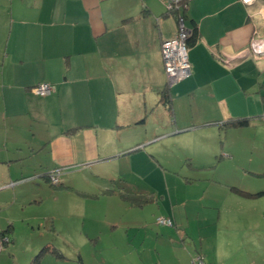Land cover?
I'll return each mask as SVG.
<instances>
[{
  "label": "crops",
  "instance_id": "0c3cea01",
  "mask_svg": "<svg viewBox=\"0 0 264 264\" xmlns=\"http://www.w3.org/2000/svg\"><path fill=\"white\" fill-rule=\"evenodd\" d=\"M186 2L180 14L190 33L191 75L169 86L160 47L177 35L178 23L165 0H0V230L14 226L24 200L41 202L27 178L47 183L54 168L63 171L58 193H79L73 174H80L90 187H78V202L115 212L86 218L85 207L81 225L88 229L79 242L40 241L21 261L13 236L0 264H30L45 246L62 258L46 253L39 264H191L195 246L180 244L179 230L226 225L231 195L247 200L244 207L261 198L245 193L264 186L241 189L222 175L215 179L207 161L218 154L234 160L221 136L233 128L224 123L264 119V57L247 53L253 42L264 47V0ZM40 83L54 92L32 93ZM184 141L194 145V155L185 156L195 174L183 180L171 156L178 158ZM184 183L192 189L181 197ZM122 194L147 201L131 205ZM243 213L233 217L245 220ZM157 217L174 227L153 228Z\"/></svg>",
  "mask_w": 264,
  "mask_h": 264
},
{
  "label": "rangeland",
  "instance_id": "374dc122",
  "mask_svg": "<svg viewBox=\"0 0 264 264\" xmlns=\"http://www.w3.org/2000/svg\"><path fill=\"white\" fill-rule=\"evenodd\" d=\"M181 5L184 6L185 4L181 3ZM252 120H250L252 121L251 125L247 127L235 128L227 131V137L224 136V131L221 132V136L227 139V150L234 155L233 161H221L220 154H218L219 156L216 158L213 157V160H208L207 162L213 163L210 171V175H212L213 178L218 179L222 175L224 179L230 182V185L235 183V185H237L236 187L240 186L241 189L243 187L245 189L259 191L258 187L264 186V119L259 120L255 118ZM131 133L134 134V131L129 130V134ZM219 143L220 142H218V145L221 148L222 144ZM184 144L185 146H183ZM179 146H183V148L175 152V154H178L176 156H178L177 159L180 158V160H175L174 157L171 156V162L174 166H177L179 163L181 167L180 175L184 180L187 175L195 174V171L193 172L191 169H188L190 163H192L190 157L185 156L186 154L193 156L195 149L194 145L186 141L181 142ZM62 172L61 170L60 174H62ZM73 175H75V186L79 193L71 192L69 195H65L64 192L58 193V190L52 187L51 182L46 183L45 180L37 176L27 178V180L31 181L32 184L37 187V199L41 202L30 204L29 199L24 200L27 201V204L23 203L25 204L24 208H20V211L17 213L18 216H20L15 218L16 222L13 232L15 243L13 244V249L17 253L20 261L25 258V254L29 251L26 247L31 245V247H33L35 243L40 241L44 242L55 239V241H58L57 243H61L63 239L73 238L79 242V236H84L86 233L85 229H88L87 224L81 225L85 207L87 213L85 216L86 218H95L96 212L100 213L96 215L97 217H101L104 214L108 217L115 216V212H112L110 209L101 212L99 208H95L94 204V208H92L89 205L91 203L85 205L86 203L78 202L80 199L77 197H82L80 194H82L81 191L83 189H78V187L84 186L85 188H89L90 184L78 181L77 179L80 174L77 175L75 173ZM189 178L195 179L193 176ZM83 179H86V177H83ZM184 185L186 188L182 187V192L184 193L180 194L181 197L190 195L189 190L192 189L190 188L188 190V184L184 183ZM43 186H46V188H43ZM195 195L196 193H191L192 197ZM73 196L75 200H70L69 197L73 198ZM231 196L228 206L232 214L230 215L231 219H229L226 225L222 223L190 225L188 229L192 228V231H189L187 235L184 231L179 230L182 232L183 236L180 239V244L184 246L185 241L187 247L193 248L195 246L193 248V253H197L192 256L190 261L191 264L192 259H195L198 255L203 257L205 264L210 262H212V264H219V262H222L223 259L227 257H229L230 261L227 260V262H229L226 264H264V197L256 200L254 204H247L246 207H244L248 202L247 200L234 195ZM234 199L236 200L235 203ZM101 200L105 202V199ZM112 200L115 201V198H112ZM240 209L244 211L245 220H239L233 217V213ZM17 210L18 209L15 208L13 211H10L11 215L16 216L15 212H17ZM250 216L255 218L254 223L251 225L247 223V218ZM116 217L118 219L121 218L119 213L116 214ZM206 219L208 221L210 218L206 217ZM53 227L54 231L48 232V229ZM154 227L162 228L156 221L153 228ZM221 229H223V231H220ZM57 235L60 236L59 239L55 238ZM223 235L224 240L221 239ZM177 238L179 239L178 235ZM216 259H218V262H216ZM25 260L29 259L26 257Z\"/></svg>",
  "mask_w": 264,
  "mask_h": 264
},
{
  "label": "built area",
  "instance_id": "2783aa9c",
  "mask_svg": "<svg viewBox=\"0 0 264 264\" xmlns=\"http://www.w3.org/2000/svg\"><path fill=\"white\" fill-rule=\"evenodd\" d=\"M186 1L187 0H165L164 4L166 12L176 14V21L178 23L177 35L173 39L165 40L161 43L162 62L169 86L182 82L189 78L191 74L186 47V42L190 33L185 26L184 18L180 14L181 7H186ZM255 1L256 0H240L244 5H251ZM181 3H184L185 5H181ZM248 52L256 58L264 57V47L261 45L257 46V43L254 42L251 44L247 53ZM52 91L53 88L47 83L39 84L32 90V92L38 96H48ZM49 180L51 184L57 185L59 182L58 175H52ZM156 222L162 226L171 227L173 225L172 220L164 217H158ZM1 250L2 248L0 246V251ZM192 263L203 264V259L200 256L196 257Z\"/></svg>",
  "mask_w": 264,
  "mask_h": 264
},
{
  "label": "trees",
  "instance_id": "16d2710c",
  "mask_svg": "<svg viewBox=\"0 0 264 264\" xmlns=\"http://www.w3.org/2000/svg\"><path fill=\"white\" fill-rule=\"evenodd\" d=\"M168 13V12H166ZM169 14V13H168ZM174 14V13H173ZM176 15V14H175ZM190 38V36H189ZM188 38V40H189ZM187 40V42H188ZM188 44V43H187ZM186 44V45H187ZM187 47V46H186ZM190 65V64H189ZM191 69V68H190ZM191 71V70H190ZM191 75V74H190ZM40 84H43V83H40ZM39 85V84H37ZM37 85H35L34 87H36ZM50 85V84H49ZM51 86V85H50ZM34 87H31V92L33 90ZM52 87V86H51ZM53 88V87H52ZM167 91V90H166ZM54 92V88H53V91L52 93ZM33 93V92H32ZM51 93V94H52ZM50 94V95H51ZM161 95V101L163 102V104H167V94L166 92H161L160 93ZM38 96V95H37ZM49 96V95H48ZM42 97H45V96H42ZM249 125V121L248 119H240V120H231L227 123H224L222 125V128L223 129H226V128H243V127H247ZM75 130H70L69 133H73ZM60 168H54L52 171H50L46 176V181L48 183H50V180L49 178L52 176V175H58V184L57 185H52V187L54 188H60L62 185H61V174H60ZM245 196L248 197V198H259V197H262L264 196V191H261V192H258L256 194H247L245 193ZM121 198L126 201L127 203L131 204V205H141L142 203L146 202L147 199L145 198H141L140 196H137L135 194H122L121 195ZM158 218V217H157ZM156 218V219H157ZM156 221V220H155ZM157 223V222H156ZM173 223V222H172ZM162 226V225H160ZM14 226L12 225H9L7 226L4 230H0V246L2 248V250L0 252H2L3 250H5L7 247H9L12 243H13V228ZM166 227H169V226H166ZM171 227H174V224L171 226ZM46 253H50L52 255H54L55 257H58V258H62V256L54 249L52 248H49L48 246H45V247H42L40 249V251L35 255L34 259L32 260V262L30 264H39L40 263V260L42 259L43 255L46 254ZM199 257V255L197 256ZM202 257V256H200ZM203 259V257H202ZM194 259H192V262H193ZM79 261V264H81V259L79 258L78 259ZM193 264V263H192ZM203 264L204 263V259H203Z\"/></svg>",
  "mask_w": 264,
  "mask_h": 264
}]
</instances>
